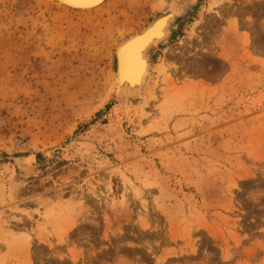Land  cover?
Instances as JSON below:
<instances>
[{"label": "rangeland", "instance_id": "374dc122", "mask_svg": "<svg viewBox=\"0 0 264 264\" xmlns=\"http://www.w3.org/2000/svg\"><path fill=\"white\" fill-rule=\"evenodd\" d=\"M168 1L0 0V264H264V0H189L127 102Z\"/></svg>", "mask_w": 264, "mask_h": 264}, {"label": "bare ground", "instance_id": "6f19581e", "mask_svg": "<svg viewBox=\"0 0 264 264\" xmlns=\"http://www.w3.org/2000/svg\"><path fill=\"white\" fill-rule=\"evenodd\" d=\"M53 1L67 9L89 11L98 8L107 0H94L92 2H86V0ZM189 3V0H169V8L164 14L157 16L141 31L132 34L118 45L115 52V57L119 58V64L116 61L118 97L125 98L128 102L133 97L140 98L142 96L151 70V50L169 41L177 18L185 13ZM16 160L19 167L26 172L32 170L33 163L30 157L24 156ZM68 218H71L69 213L62 219Z\"/></svg>", "mask_w": 264, "mask_h": 264}, {"label": "water", "instance_id": "95a60500", "mask_svg": "<svg viewBox=\"0 0 264 264\" xmlns=\"http://www.w3.org/2000/svg\"><path fill=\"white\" fill-rule=\"evenodd\" d=\"M92 1H94V0H86V2H92ZM164 14V13H163ZM178 19V18H177ZM116 61L118 62V64H119V58H116Z\"/></svg>", "mask_w": 264, "mask_h": 264}, {"label": "crops", "instance_id": "0c3cea01", "mask_svg": "<svg viewBox=\"0 0 264 264\" xmlns=\"http://www.w3.org/2000/svg\"><path fill=\"white\" fill-rule=\"evenodd\" d=\"M105 2H106V1H105ZM105 2H104V3H105ZM104 3H103V4H104ZM99 7H100V6H99Z\"/></svg>", "mask_w": 264, "mask_h": 264}]
</instances>
